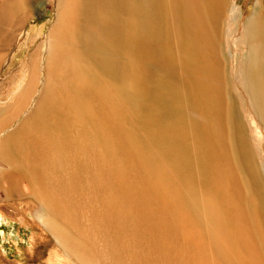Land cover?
Segmentation results:
<instances>
[{
  "label": "rangeland",
  "instance_id": "1",
  "mask_svg": "<svg viewBox=\"0 0 264 264\" xmlns=\"http://www.w3.org/2000/svg\"><path fill=\"white\" fill-rule=\"evenodd\" d=\"M227 3L226 16L238 8L230 25L240 33L256 0ZM136 9L134 0H0V125L14 124L0 141L10 164L0 167V211L10 217L0 225V264L3 254L22 264H264V149L254 146L264 126L247 114L244 93L241 129L232 112L248 46L227 44L226 19L218 57L231 118L222 132L200 94L199 108L185 102L178 72L187 42L177 45L163 27L151 45ZM49 38L57 56L44 64L39 46ZM55 117L71 137L68 151L54 156L58 176L37 172L31 159L39 125ZM201 123L224 139L218 160L199 141ZM197 157H206L210 175ZM219 170L240 189L215 190ZM242 211L258 229L256 242Z\"/></svg>",
  "mask_w": 264,
  "mask_h": 264
},
{
  "label": "bare ground",
  "instance_id": "2",
  "mask_svg": "<svg viewBox=\"0 0 264 264\" xmlns=\"http://www.w3.org/2000/svg\"><path fill=\"white\" fill-rule=\"evenodd\" d=\"M134 2L137 8L140 28L147 35L151 45H159L160 36L164 31L163 27H165L167 35L177 45H179L181 38L187 42L185 43L187 48L184 56L187 64L180 73L178 72L184 90L185 102L188 105L199 108L200 105L197 95L200 94L207 105V109L214 118V121L221 127L220 129L222 132L229 127L230 121L227 116L230 117V115H227L225 112V92L227 85L224 81L223 73L220 70L223 63L222 59L218 57V50H220L221 47V25L228 19L229 27L226 32L227 44L230 46L231 44L241 42L248 46L246 61L238 66L239 68L235 71L236 75L234 74L236 76L235 78L239 81V83H237L241 93L237 92L239 90L236 89L237 91L233 96L235 108L232 112L236 114L235 119L238 122L239 129H241V127H243L242 119L243 116H246V111L244 112L242 110V106H240L239 103L243 100L242 94L244 93L247 101L251 102V106L249 105L250 112H247V114L254 115L255 118L253 119H259L264 126V0H256L254 6L255 10L249 16L245 25H243L242 28L240 27V33L230 25L234 20L238 8L233 5L229 8V14L226 16L228 10L227 0H134ZM210 5L213 7V14L209 11ZM40 10H43V5L40 7ZM39 49H43L42 59L44 60V64L55 63L58 44L54 39H47L39 46ZM166 74L170 79H173L177 72L167 68ZM154 99L159 100L161 97L157 94ZM250 122L248 123L250 124ZM12 126L11 123H2L0 125V141ZM39 129H42V131H40L42 134L38 137L39 139H35L38 140L36 145H39V150L35 156L32 155L31 159H37L33 169L39 173H45L57 167L54 156L55 154L59 156L61 153L68 151L69 147L67 144L71 137H69L68 134L69 127L66 121L64 119H57V117L43 121L39 125ZM196 132L200 143L212 150L209 159L218 160L219 155L216 148L218 144H220V147L224 145V139L221 136L219 140L216 139L206 123L199 124ZM261 140H258V146L257 144L254 145L257 149H262V147L264 149V139L263 141ZM243 142V146L248 148L249 143L246 140H243ZM52 149L53 153L51 151ZM188 157L186 153L183 154L185 165H188ZM205 158L197 157L198 163L203 171L210 175L211 173L208 171V166H205ZM3 166H10V164L3 161V156L0 153V167ZM57 174L58 171L55 169L54 176H58ZM212 176L214 177V188L219 193H221L220 188L223 184L240 189L238 182H232V180L226 174L220 172V170L214 171ZM70 189L72 191V188ZM238 198L241 200L240 197ZM225 201L231 205L233 204V202L227 198H225ZM235 204L236 203H234V205ZM237 205L239 204L237 203ZM51 206H53L52 202ZM19 207H21V205H19ZM14 214L16 215L17 213ZM15 215L11 217L13 220H16L14 218ZM241 216H243L247 225L246 233L249 235V238L256 242L258 229L250 223L248 213L242 211ZM24 217H26V215H24ZM24 217L19 219L22 221V224L27 220V218L25 219ZM9 218L10 217L4 212L0 211V225L3 221L9 222ZM37 221H41L50 229L53 228L50 220H43L37 216ZM2 235L6 238L4 231H2ZM56 237L59 242L63 240L58 234H56ZM27 251L30 257L35 256L36 240L34 237L31 238L30 246L27 248ZM260 253L264 256V248H261ZM3 258L7 259L6 264H22L18 261H9L7 254H3ZM0 261L2 260L0 259Z\"/></svg>",
  "mask_w": 264,
  "mask_h": 264
}]
</instances>
